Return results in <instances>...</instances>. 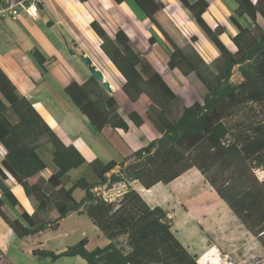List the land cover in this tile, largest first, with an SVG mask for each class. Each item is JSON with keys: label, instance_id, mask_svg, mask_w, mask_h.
Segmentation results:
<instances>
[{"label": "trees", "instance_id": "obj_1", "mask_svg": "<svg viewBox=\"0 0 264 264\" xmlns=\"http://www.w3.org/2000/svg\"><path fill=\"white\" fill-rule=\"evenodd\" d=\"M135 1L170 46L167 66L178 69L185 77L194 73L200 79L205 88L201 100L188 107L182 105L176 116L182 99L161 73L132 48L124 31L119 30L111 39L93 21L91 28L103 40L101 49L125 78L121 90L131 101L142 100L146 104L147 116L161 136L134 152L135 161L128 165L121 162L118 172H112L118 164L114 160L92 161L89 165L96 174L95 180L81 176L68 187V173L86 163L85 157L75 146L63 143L0 68V148L4 152L0 163V217L23 238L46 228L55 229L60 220L77 211L87 215L110 240L106 246L92 250L87 249L86 238L60 253L36 249L33 254L40 260L54 262L64 256H79L86 264H199L197 256L173 232L172 219L165 209L149 206L130 186L118 203L107 202L94 192L96 186L105 183L129 184L139 180L146 188L158 182L168 184L196 166L206 175L212 174L208 178L219 196L264 245V180L259 182L253 175L256 166H264V0H235L237 7L230 20L238 31L229 36L235 51L220 38L225 28L220 24L211 28L205 21L207 0H181L219 51L211 63L192 45L180 46L174 41V29L156 17L164 4L156 0ZM191 40L196 41L195 36ZM89 48L101 57L92 46ZM33 56L44 68L45 58L38 51ZM105 63L109 70L104 73L106 79L118 82L114 69ZM235 68L243 77L241 82L232 80ZM65 93L96 130L102 131L106 126L129 130V122L119 114L116 96L108 93L92 74L83 84L68 85ZM121 94L120 91L119 97ZM244 107L256 114L257 123L252 125L254 133H247L241 142V136L234 135L225 120ZM127 117L137 127L144 122L137 111ZM47 143L52 145L56 170L45 181L40 173L47 163L40 149ZM7 174L18 182L26 196L36 201L38 212L55 208L58 217L37 224V212L33 216L26 212L7 184ZM75 190L84 192L80 200L74 197ZM6 201L21 213L28 226L8 215Z\"/></svg>", "mask_w": 264, "mask_h": 264}, {"label": "crops", "instance_id": "obj_2", "mask_svg": "<svg viewBox=\"0 0 264 264\" xmlns=\"http://www.w3.org/2000/svg\"><path fill=\"white\" fill-rule=\"evenodd\" d=\"M188 1L193 3L195 0ZM156 2L164 4L162 12L156 13V17L163 25H175L177 32L182 36L185 31L191 32V38L193 36L196 38V41L193 42L198 40L202 42L199 53L205 59L208 57L212 62L219 56V51L214 44L204 37L200 38L202 33L198 24L181 0H156ZM207 2L209 8L203 17L209 26L215 28L217 21L227 23L229 26V20L231 15H234L237 2L235 0H207ZM37 6L39 8L37 18L27 15L24 11L20 12L17 19L0 16V68L19 91L31 101L65 145L75 146L88 164L96 159L104 163L116 161L118 164L112 172H118L121 162L128 165L135 161L134 152L161 136L160 131L147 116L146 104L142 100L131 101L121 90V87L116 89L115 85L110 82L112 92L119 102V114L129 122L130 128L124 130L106 126L102 131H98L65 93V88L73 82L83 84L92 74L88 65L79 57L83 53L82 51L85 52L84 56L89 55L88 50L92 51L84 44L85 41L89 40L90 46L99 54L98 48L103 52L101 45L97 43L99 37L91 28L93 21L100 24L111 39H114L119 30L124 31L130 39L132 48L131 38H136L134 35L146 37L148 33L149 41L153 39V43H156L160 39L157 37L160 34L154 26H148L150 24L149 19L135 0H122L120 3L114 0H88L86 2L80 0H40L37 2ZM100 16L108 20L110 24L114 23L116 27L112 26L110 32L107 31L99 19ZM138 24H141V27ZM232 25L234 26L233 23ZM143 26L144 28H142ZM134 29H137L135 31L137 34L134 33ZM232 31L224 32L220 37L225 45L226 42L228 44V41L233 44L229 36L235 35L238 30L234 27ZM223 36L226 42L222 38ZM227 47L233 50L229 44ZM34 51H38L45 58L44 68L38 64L33 56ZM167 61L168 59L166 63ZM165 65L167 66V64ZM110 67L113 68L111 65ZM165 80L181 97L182 102L184 101L183 106L188 107L195 101L201 100L200 97L194 96L189 101L178 92L185 88V83L180 81L175 70L170 69V75ZM242 80L243 77L239 72V82ZM55 83L56 86H54ZM198 86L201 87L200 83ZM202 86L204 87L203 84ZM57 90L62 91L64 96ZM120 91L122 92L120 95L123 96L122 99L118 96ZM132 111H137L143 118L144 122L140 127L135 126L128 119L127 116ZM237 113L227 118L225 122L234 135L241 136V142H243L246 140L247 133H254L252 125L257 123V116L245 107L240 110V113ZM89 142L92 143L93 147L89 146ZM44 146L50 150L48 144H44ZM3 159L4 152L0 148V163ZM51 162L52 166L46 161L47 168L40 173L45 181L56 170L52 157ZM256 169H259L260 172H255ZM69 173L66 178L68 187L73 181L81 177L72 178L69 177ZM7 175V184L26 212L32 216L37 212V218H35L37 224L58 217L55 208L38 212L36 201L26 196L18 182L9 174ZM208 175L212 176V174ZM208 175L194 166L168 184L158 182L150 188H146L139 180H133L129 183V186L136 190L149 206H160L167 211L168 216L172 219L173 231L177 238L192 254L200 253L192 242L193 240L196 241L204 235L211 238L209 233L214 231L229 232L232 229L231 225L240 224L235 213L219 196ZM253 175L259 182H262L264 180V166H256L253 169ZM83 196L84 192L80 195V199ZM6 212L11 218H18L24 225L28 226V223L22 219L21 213L8 201H6ZM71 233H80L78 235L79 240L86 238V247L89 250L106 246L110 242L87 215L77 211L71 212L67 217L60 220L55 229L46 228L23 238H19L0 217V264H42L40 259L33 254L34 250L47 248L55 253L63 252L71 245L65 243V239ZM51 240L56 241L60 248L57 250L49 248L47 244ZM211 242L213 245L208 247L207 252L215 248L219 249L215 245L214 239Z\"/></svg>", "mask_w": 264, "mask_h": 264}, {"label": "rangeland", "instance_id": "obj_3", "mask_svg": "<svg viewBox=\"0 0 264 264\" xmlns=\"http://www.w3.org/2000/svg\"><path fill=\"white\" fill-rule=\"evenodd\" d=\"M99 10V8H98ZM100 21L103 23L107 31L110 32V30L113 27H116L114 23L110 24L108 20L104 19L102 16L99 17ZM230 21V25L228 26L227 23H222L217 21V25H222L225 28V32H233L232 30L234 29L235 25H232V21ZM150 22V21H149ZM261 22V21H260ZM139 27H141V24H138ZM216 25V27H217ZM148 26L152 27L153 25L150 23ZM169 29H174L173 31V36L179 37L177 39H174V41L179 44L180 46H185L186 44L192 45L198 52L200 51L201 47V41L198 40L197 42H193L191 40L192 33L189 31H185L184 35H180L177 32V28L175 25H168ZM134 28H137L134 26ZM144 28V26L142 27ZM155 28V27H154ZM198 28L201 31V39L202 37L208 39L206 34L202 31V29L198 26ZM156 29V28H155ZM236 29V27H235ZM137 29H134V33H136ZM158 31V30H157ZM129 33V32H128ZM137 34V33H136ZM148 33L145 36H137L134 35L136 38L132 37V45L133 48L145 59H147L154 67L156 70H159L161 75L164 77V79H167L168 76L170 75V68L166 66V60L169 59L170 55V46L169 44L164 40L162 36H157L160 39L156 42L153 43L149 41L147 37ZM226 35V34H225ZM222 36V35H221ZM220 36V37H221ZM109 37V36H108ZM162 37V39H161ZM110 38V37H109ZM224 38V36L222 37ZM97 43L98 45L102 43L101 38H97ZM209 40V39H208ZM225 40V38H224ZM89 40L85 41V45L89 48L90 42ZM210 41V40H209ZM226 42V40H225ZM210 43H212L210 41ZM213 44V43H212ZM229 47L233 49V51L236 50L235 46L231 44L228 41ZM227 42L226 45L228 46ZM91 47V46H90ZM101 57H99L97 54H94L92 51L88 50L87 52L89 53V57L94 60V64L96 65L97 68H99L103 73H109V70L107 68V64L105 62H108L114 69L116 76H117V81L113 83L116 87V89H119L123 83H125V78L117 71L113 63L108 59V57L98 48ZM83 53L79 56L82 60L84 57V51ZM204 58V57H203ZM205 59V58H204ZM207 62H211L210 58L207 57L205 59ZM175 72L178 74L180 81L182 83H185V88L180 89L178 91L182 96H184L186 99L189 101L195 96V97H202V95L205 93V88L202 86V82L200 79L194 74L191 73L188 76H184L178 69H173ZM110 79L111 76L109 75ZM232 80L234 82H239V71L238 69L234 70ZM49 83H51V80H49ZM175 83V82H172ZM198 83H200L201 87L198 86ZM56 86V83L54 84ZM58 91V90H57ZM61 95L64 96L63 92L58 91ZM119 96V94H118ZM121 97V96H120ZM123 97V96H122ZM122 97L120 99H122ZM182 104H184V101L181 102L180 104L177 105V114L181 111ZM77 111V110H75ZM240 113V111H237ZM243 112V111H241ZM237 113V114H238ZM48 146L50 147V150H48L45 146L41 150L40 153L43 155V158L53 165L51 162V157H52V145L47 143ZM89 146L93 147L92 143L89 142ZM76 176H83L86 177L88 180H95L96 174L93 172L91 166L86 163L81 165L75 170H72L69 173V177L75 178ZM104 190V189H102ZM101 190V191H102ZM100 191V192H101ZM83 192L81 190L75 191L74 195L78 199H80V195ZM240 221V220H239ZM240 222L239 225L237 226H232V229L229 232H222L221 231H214L213 233H209L210 237L214 239L216 242L215 245L219 247V249H213L209 252L208 247H211L213 243L211 242V238L206 237L205 235L201 237L200 239H197L196 241L193 240L192 242L196 245V248L199 249L200 253L195 254L197 256L199 264H264V245L263 243L256 237L254 236L245 226ZM206 227V226H205ZM173 230V227H172ZM174 232V231H173ZM175 233V232H174ZM51 234V233H49ZM71 233L69 237L65 239V243H70L71 245L77 243L79 241V235ZM176 235V234H175ZM49 248L57 250L59 247L58 243L54 240H51L48 244ZM47 249V248H46ZM48 250V249H47ZM192 254V253H191ZM203 254V255H202ZM42 264H86L85 260L82 259L79 256H64L59 259H56L54 262L49 259L46 260H40Z\"/></svg>", "mask_w": 264, "mask_h": 264}, {"label": "built area", "instance_id": "obj_4", "mask_svg": "<svg viewBox=\"0 0 264 264\" xmlns=\"http://www.w3.org/2000/svg\"><path fill=\"white\" fill-rule=\"evenodd\" d=\"M39 1L40 0H2L0 1V16L17 19L20 12L24 11L27 15L37 18L39 16L37 2ZM255 172L259 173L260 170L256 169ZM128 188L129 184L126 182H117L112 185L105 183L103 185L96 186L94 188V192L97 196L107 202L118 203L127 192Z\"/></svg>", "mask_w": 264, "mask_h": 264}, {"label": "water", "instance_id": "obj_5", "mask_svg": "<svg viewBox=\"0 0 264 264\" xmlns=\"http://www.w3.org/2000/svg\"><path fill=\"white\" fill-rule=\"evenodd\" d=\"M83 62L88 65L90 72L97 79V81L102 85V87L108 92L112 93V86L110 81L106 79L103 71L96 67L93 60L89 56L83 57Z\"/></svg>", "mask_w": 264, "mask_h": 264}]
</instances>
